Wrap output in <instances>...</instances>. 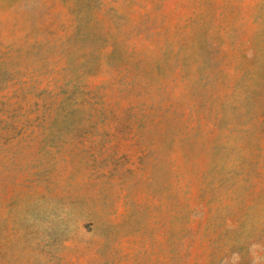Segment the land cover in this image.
I'll return each instance as SVG.
<instances>
[{
    "label": "rangeland",
    "instance_id": "obj_1",
    "mask_svg": "<svg viewBox=\"0 0 264 264\" xmlns=\"http://www.w3.org/2000/svg\"><path fill=\"white\" fill-rule=\"evenodd\" d=\"M0 264H264V0H0Z\"/></svg>",
    "mask_w": 264,
    "mask_h": 264
}]
</instances>
